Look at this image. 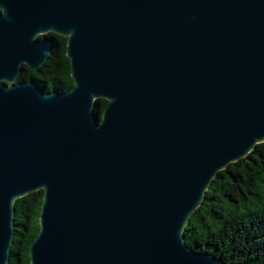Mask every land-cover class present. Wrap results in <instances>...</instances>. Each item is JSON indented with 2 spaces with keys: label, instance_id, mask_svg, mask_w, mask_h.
Returning a JSON list of instances; mask_svg holds the SVG:
<instances>
[{
  "label": "water",
  "instance_id": "95a60500",
  "mask_svg": "<svg viewBox=\"0 0 264 264\" xmlns=\"http://www.w3.org/2000/svg\"><path fill=\"white\" fill-rule=\"evenodd\" d=\"M48 33L66 38L64 92L19 78ZM260 142L264 0H0V264L38 189L29 264H226L184 228Z\"/></svg>",
  "mask_w": 264,
  "mask_h": 264
},
{
  "label": "trees",
  "instance_id": "16d2710c",
  "mask_svg": "<svg viewBox=\"0 0 264 264\" xmlns=\"http://www.w3.org/2000/svg\"><path fill=\"white\" fill-rule=\"evenodd\" d=\"M46 35L53 39L51 54L38 71L23 68L20 78L35 80L46 91L64 92L73 84L65 56L66 38ZM105 105L104 98L96 100L98 115ZM42 200V189L15 199L14 236L7 264H29L28 245L40 228ZM184 229L185 242L193 250L211 253L226 264H264V142L212 179L203 203Z\"/></svg>",
  "mask_w": 264,
  "mask_h": 264
},
{
  "label": "flooded vegetation",
  "instance_id": "af4514ba",
  "mask_svg": "<svg viewBox=\"0 0 264 264\" xmlns=\"http://www.w3.org/2000/svg\"><path fill=\"white\" fill-rule=\"evenodd\" d=\"M23 71V70H22ZM22 73V72H21ZM21 75V74H20ZM19 78H20V76H19ZM21 79H23V78H21Z\"/></svg>",
  "mask_w": 264,
  "mask_h": 264
}]
</instances>
